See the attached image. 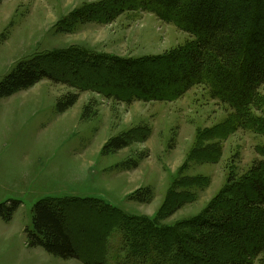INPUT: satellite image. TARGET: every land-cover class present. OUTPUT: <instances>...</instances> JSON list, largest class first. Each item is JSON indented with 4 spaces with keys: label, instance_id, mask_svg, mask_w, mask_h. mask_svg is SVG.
<instances>
[{
    "label": "rangeland",
    "instance_id": "obj_1",
    "mask_svg": "<svg viewBox=\"0 0 264 264\" xmlns=\"http://www.w3.org/2000/svg\"><path fill=\"white\" fill-rule=\"evenodd\" d=\"M110 1L0 0V83L21 62L39 63L59 79L0 98V205L20 202L10 221L0 218V264H84L99 256L107 264H182L176 245L166 248L173 237L165 228L188 234V223L233 186L230 177L243 179L264 160V136L233 127L236 111L212 98L206 85L173 101L144 102L73 84L75 74L96 80L111 61H154L192 40L142 7L111 22L77 17ZM69 93L79 100L60 113L57 103ZM260 94L256 116L264 118V86ZM113 138L128 145L106 151ZM145 192L148 201L141 199ZM42 199L73 214L68 223L83 246L81 258L29 246L25 231Z\"/></svg>",
    "mask_w": 264,
    "mask_h": 264
},
{
    "label": "trees",
    "instance_id": "obj_2",
    "mask_svg": "<svg viewBox=\"0 0 264 264\" xmlns=\"http://www.w3.org/2000/svg\"><path fill=\"white\" fill-rule=\"evenodd\" d=\"M139 7L176 25L192 37L191 42L154 61H111L105 75L96 74L99 79L75 74L73 84H90L118 98L121 91L128 92L132 99L144 102L173 101L197 85H206L212 98L236 111L233 127L264 136V118L256 116L261 112L264 86V0H111L76 14L81 19L96 14L111 22L126 9ZM47 69L39 63L21 62L0 83V98L28 90L45 78L59 80ZM63 75L68 78L67 73ZM78 100L79 94L69 93L59 100L57 109L64 113ZM88 112L89 106L83 119ZM127 145L124 138H113L105 149L120 150ZM228 183L233 186L214 198L205 215L188 223V234L175 227L165 228L164 234L173 237L166 248L176 245L182 264H264V160L256 162L243 179L236 181L232 176ZM147 193L142 201H148L144 199ZM51 200H39L34 206L33 227L25 231L29 246L66 260L81 258L83 246L68 223L73 214L65 213L68 207L65 211ZM19 205L17 201L1 204L0 218L10 221ZM85 206L87 212H93L92 203ZM101 242H106L105 238ZM150 249L145 243L141 250L146 255ZM93 253L95 256L98 251ZM84 264L107 262L99 256Z\"/></svg>",
    "mask_w": 264,
    "mask_h": 264
}]
</instances>
